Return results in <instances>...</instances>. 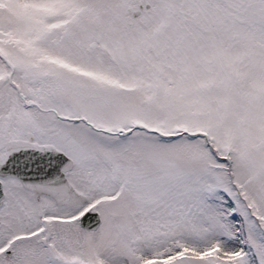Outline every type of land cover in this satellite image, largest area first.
Here are the masks:
<instances>
[{
	"label": "snow or ice",
	"instance_id": "obj_1",
	"mask_svg": "<svg viewBox=\"0 0 264 264\" xmlns=\"http://www.w3.org/2000/svg\"><path fill=\"white\" fill-rule=\"evenodd\" d=\"M0 264H264V0H0Z\"/></svg>",
	"mask_w": 264,
	"mask_h": 264
}]
</instances>
